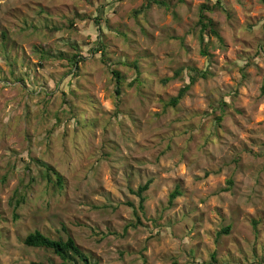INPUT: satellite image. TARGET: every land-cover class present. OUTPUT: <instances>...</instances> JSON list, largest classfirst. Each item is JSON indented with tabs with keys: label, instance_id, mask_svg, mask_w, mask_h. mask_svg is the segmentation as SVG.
<instances>
[{
	"label": "rangeland",
	"instance_id": "rangeland-1",
	"mask_svg": "<svg viewBox=\"0 0 264 264\" xmlns=\"http://www.w3.org/2000/svg\"><path fill=\"white\" fill-rule=\"evenodd\" d=\"M216 1L0 0V264L60 262L35 230L98 264H264V0L206 11V57Z\"/></svg>",
	"mask_w": 264,
	"mask_h": 264
},
{
	"label": "trees",
	"instance_id": "trees-1",
	"mask_svg": "<svg viewBox=\"0 0 264 264\" xmlns=\"http://www.w3.org/2000/svg\"><path fill=\"white\" fill-rule=\"evenodd\" d=\"M163 4V3H162ZM221 0L216 1V5L210 7L209 5H202L200 10V19L197 25V29L199 31V39L201 45V54L210 57L209 53V38L214 36L218 39L222 40L220 35V31L217 28L216 23L213 19L209 18L205 12L216 10L222 7ZM97 20H100V16L97 17ZM100 23V22H98ZM98 46L96 47V51H102V45L100 42L97 43ZM262 46H264V40L262 41ZM104 56V54H103ZM59 58H63L64 55L58 56ZM45 56H42V59L45 60ZM71 66L77 67L78 63L81 61V57L79 53L74 54L71 58H69ZM103 62H106V59L103 58ZM107 63V62H106ZM134 68L138 70V66L136 64L133 65ZM112 75L114 76L116 82V89L115 93L117 96L116 105H120V95L122 93L121 84H122V77L121 73L118 70L112 69ZM180 72H177L175 76H179ZM188 76L190 81L186 83L178 92L175 97H172L169 101V104L173 107L177 106L179 102L185 97L188 90L191 88L193 84H195L200 78H207L209 76V72L207 70H201L196 67H189L188 68ZM170 79H166L165 81H169ZM221 119V118H219ZM42 163V166L45 167L46 177L49 181L53 182L56 181V185L59 188L64 187V178L63 176L51 165L46 163ZM56 179H54V177ZM151 181L146 182L144 185L139 186L136 194L140 197V208L144 209V202L146 201V197L144 193L149 190ZM232 184V183H231ZM181 194L179 188H176L171 194L169 202L170 204L173 203L175 198ZM21 202V199H17V204ZM231 230V226L225 227L218 232V236H222L223 234H228ZM24 244L28 247L33 248H41L48 252H51L56 257L60 259V262H56L55 259L50 260V264H98L94 261L91 255L83 249L76 241V239L71 236L70 234L67 235L66 238L60 236L59 238H52L51 236L43 233L40 230H35L30 232L24 238ZM216 259L215 253L212 255V262Z\"/></svg>",
	"mask_w": 264,
	"mask_h": 264
}]
</instances>
